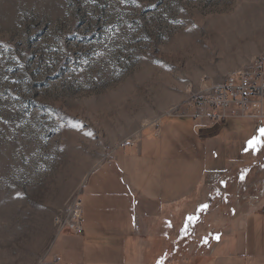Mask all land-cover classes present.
<instances>
[{"label": "rangeland", "instance_id": "obj_1", "mask_svg": "<svg viewBox=\"0 0 264 264\" xmlns=\"http://www.w3.org/2000/svg\"><path fill=\"white\" fill-rule=\"evenodd\" d=\"M254 58L264 0H0V264L43 263L114 148ZM202 209L151 264H200L202 237L232 223Z\"/></svg>", "mask_w": 264, "mask_h": 264}, {"label": "crops", "instance_id": "obj_2", "mask_svg": "<svg viewBox=\"0 0 264 264\" xmlns=\"http://www.w3.org/2000/svg\"><path fill=\"white\" fill-rule=\"evenodd\" d=\"M260 112L196 131L189 104L114 148L84 184L81 232L56 234L44 263L151 264L179 214L201 206L232 223L202 237L200 264H264V97Z\"/></svg>", "mask_w": 264, "mask_h": 264}, {"label": "built area", "instance_id": "obj_3", "mask_svg": "<svg viewBox=\"0 0 264 264\" xmlns=\"http://www.w3.org/2000/svg\"><path fill=\"white\" fill-rule=\"evenodd\" d=\"M264 97V59L254 58L249 63L229 73L212 90L201 94L193 102V118L198 120L196 131L212 128L227 117L247 116L253 113L259 123L263 122L260 109ZM65 219L56 217V234L68 231L81 232L82 209L80 199L68 206ZM41 264H45L44 262Z\"/></svg>", "mask_w": 264, "mask_h": 264}, {"label": "snow or ice", "instance_id": "obj_4", "mask_svg": "<svg viewBox=\"0 0 264 264\" xmlns=\"http://www.w3.org/2000/svg\"><path fill=\"white\" fill-rule=\"evenodd\" d=\"M257 141H251L250 144L254 145ZM191 219V218H190Z\"/></svg>", "mask_w": 264, "mask_h": 264}]
</instances>
